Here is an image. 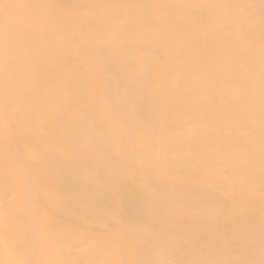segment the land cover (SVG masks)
<instances>
[{
  "label": "bare ground",
  "instance_id": "obj_1",
  "mask_svg": "<svg viewBox=\"0 0 264 264\" xmlns=\"http://www.w3.org/2000/svg\"><path fill=\"white\" fill-rule=\"evenodd\" d=\"M22 2L61 7L20 14L11 79L30 161L17 169L0 140L15 191L6 203L0 184V218L28 244L0 239V264H260L259 0ZM184 3L255 8L148 7ZM4 82L0 54V98Z\"/></svg>",
  "mask_w": 264,
  "mask_h": 264
},
{
  "label": "snow or ice",
  "instance_id": "obj_2",
  "mask_svg": "<svg viewBox=\"0 0 264 264\" xmlns=\"http://www.w3.org/2000/svg\"><path fill=\"white\" fill-rule=\"evenodd\" d=\"M61 5L54 3H26L19 0V2H8V0H0V54L4 59L5 82L4 94L0 98V140L15 154V167L17 169H24L28 167L30 157L25 156V148L23 145L16 142L17 134L26 127V119L22 111L18 108L17 97L15 95L14 83L11 79V71L13 67V51L15 39L19 31V23L21 20V13H27L28 10L35 12L36 10H45L50 15L55 16L57 9ZM148 7H164L171 10L176 9H205L215 7H230L240 10H247L255 8L254 4H235V5H201V4H167V5H150ZM260 20H261V202H262V230H264V0H259ZM23 21L27 23L30 17L25 14L22 17ZM206 16L201 15V22H206ZM138 131H144L138 129ZM78 144L70 142L63 149L60 150V156L67 157L72 152L76 151ZM0 184L3 185V198L6 203H11L15 199V191L12 184V176L6 173L0 177ZM166 207V205H163ZM0 239H7L10 245L14 248L26 247L27 239H22L19 244L13 238V225L10 216L0 218ZM53 235H55L53 231ZM161 243H164L161 241ZM262 252H264V238H262ZM17 264H31L29 261H18ZM60 264H81L80 261H63ZM119 264H204L202 261H177L169 259L158 260H142V261H120ZM254 264V262H248ZM264 264V259L260 261Z\"/></svg>",
  "mask_w": 264,
  "mask_h": 264
}]
</instances>
